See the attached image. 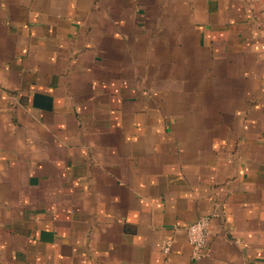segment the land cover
I'll return each instance as SVG.
<instances>
[{"label":"crops","instance_id":"obj_1","mask_svg":"<svg viewBox=\"0 0 264 264\" xmlns=\"http://www.w3.org/2000/svg\"><path fill=\"white\" fill-rule=\"evenodd\" d=\"M0 264H264V0H0Z\"/></svg>","mask_w":264,"mask_h":264},{"label":"built area","instance_id":"obj_2","mask_svg":"<svg viewBox=\"0 0 264 264\" xmlns=\"http://www.w3.org/2000/svg\"><path fill=\"white\" fill-rule=\"evenodd\" d=\"M189 243L193 249L194 256L200 259L203 255L210 236V220L201 218L187 228ZM171 248V242L167 241L163 245L164 253H168Z\"/></svg>","mask_w":264,"mask_h":264}]
</instances>
